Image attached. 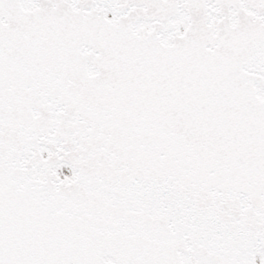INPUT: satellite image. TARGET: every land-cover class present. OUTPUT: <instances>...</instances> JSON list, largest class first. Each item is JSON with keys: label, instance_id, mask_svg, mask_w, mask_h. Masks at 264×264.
<instances>
[{"label": "snow or ice", "instance_id": "1", "mask_svg": "<svg viewBox=\"0 0 264 264\" xmlns=\"http://www.w3.org/2000/svg\"><path fill=\"white\" fill-rule=\"evenodd\" d=\"M0 264H264V0H0Z\"/></svg>", "mask_w": 264, "mask_h": 264}]
</instances>
